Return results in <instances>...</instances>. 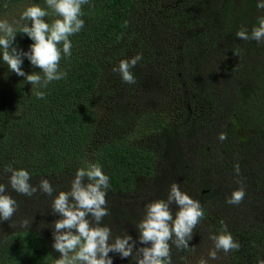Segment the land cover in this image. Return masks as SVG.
I'll list each match as a JSON object with an SVG mask.
<instances>
[{"label": "trees", "instance_id": "16d2710c", "mask_svg": "<svg viewBox=\"0 0 264 264\" xmlns=\"http://www.w3.org/2000/svg\"><path fill=\"white\" fill-rule=\"evenodd\" d=\"M259 2L90 0L82 6L83 29L69 38L71 56L62 53L60 70L67 76L47 88L10 72L0 49V177L11 176V165L27 170L33 186L48 179L54 188L51 197L41 191L27 197L5 180L18 209L10 221L0 222V264H55L61 257L51 239L55 221L31 206L50 210L77 164L92 163L110 178L109 215L102 226L112 229L113 238L130 235L135 241L132 258L109 253L113 264H135L136 250L151 246L140 242L136 224L147 204L167 200L173 182L200 202L205 216L188 249L170 244L172 264H184L200 226L210 237L221 232V221L241 244V261L264 259V42L236 35L242 27L250 34L258 26L264 16ZM24 5L52 11L46 0H0V18ZM58 18L53 13L44 19L51 24ZM24 23L31 26L19 18L14 26L15 46L27 52L34 41L20 31ZM138 53L142 59L131 69L137 82L127 84L112 69ZM22 69L40 71L27 58ZM97 105L113 109L109 120L97 118ZM133 125L136 131L127 135ZM109 136L116 139L107 141ZM241 186L243 202L228 204ZM170 208L174 216L179 211L177 205ZM25 219L31 227H15Z\"/></svg>", "mask_w": 264, "mask_h": 264}, {"label": "clouds", "instance_id": "9594fccd", "mask_svg": "<svg viewBox=\"0 0 264 264\" xmlns=\"http://www.w3.org/2000/svg\"><path fill=\"white\" fill-rule=\"evenodd\" d=\"M89 2L90 0H46L47 7L60 17L51 24L44 19L49 15L47 10L39 5L27 7L21 20L30 21L31 26L24 23L20 27V31L34 41L27 52L18 51L15 46L17 29L6 20L0 21L2 61L9 71L25 77L32 86L42 88H47L54 80L66 78L67 72L60 70L62 53L65 57L71 56L72 42L69 38L83 29L85 21L81 18L82 6ZM256 7L264 11V0H260ZM236 35L241 40L264 42V16L258 18V26L250 34L242 27ZM61 44L62 49L58 47ZM25 58L33 68H39L40 71L26 74L22 69ZM141 59L142 54L138 53L128 60H121L119 66L112 71L119 72L123 82L135 84L137 81L131 69ZM34 94L38 99H44L46 95L43 91H35ZM218 139L223 142L227 139V134L220 133ZM6 171L11 173L9 185L15 192L27 197L34 196L37 191L53 196L54 188L48 179H42L38 186H33L27 170L9 165ZM240 171L237 163L234 165V172L238 177ZM85 178L89 181L87 184L84 183ZM109 180L101 166L92 163L87 168L77 169L69 191H61L54 197L51 209L61 216L53 224V248L61 253V258L55 259V264H113L110 252L119 253L121 258L133 257V238L130 235L113 238L112 229L102 226L103 218L109 215L106 199ZM237 183L242 185L243 181L237 180ZM6 188V185L0 184V222L10 221L18 209L17 201L6 194ZM245 195L246 191L241 186L232 192L226 202L239 205ZM173 203L179 206L175 216L170 208ZM204 216L200 202L173 182L167 200L160 199L147 204L144 218L136 224L140 242L151 246L136 250L135 264H172L170 244H174L177 249H188L193 231ZM221 225V232L209 237L214 242V248L209 251V258L212 260L217 259L221 251L227 254L241 248V244L228 232L224 221H221ZM22 226L29 227L30 222L24 220ZM199 264H208V261L202 258ZM257 264H264V259H258Z\"/></svg>", "mask_w": 264, "mask_h": 264}, {"label": "rangeland", "instance_id": "374dc122", "mask_svg": "<svg viewBox=\"0 0 264 264\" xmlns=\"http://www.w3.org/2000/svg\"><path fill=\"white\" fill-rule=\"evenodd\" d=\"M32 6V5H24L22 7H20V9L16 10L13 9L11 11H9L8 13H6L3 17L0 18V21L6 20L9 24L13 25V27L16 25L18 18L21 19L22 13L26 10L27 7ZM49 12V11H48ZM53 11H50L49 14H53ZM96 112H97V118L101 117L102 119H107L109 120L110 118V113L109 112H113V109H107L106 107H103L101 105H97L96 106ZM136 131V126H132L127 130V135H130L132 133H134ZM123 131H119V133H121ZM138 134L140 135V129ZM120 135H123V133H121ZM110 139L115 140L116 137L115 136H109L107 138V141H109ZM89 156V155H88ZM90 157V156H89ZM91 158V157H90ZM78 166H80L79 168H81L80 164H77ZM76 166V165H75ZM3 177H7L6 175H3ZM166 178H171V175H167L165 174ZM2 177H0V184H4L5 180ZM74 179V177H73ZM71 179V180H73ZM71 188V184H69L67 186V189L65 191H69ZM125 201H127V199H124ZM172 205H176V204H172ZM31 206V205H30ZM178 206V205H177ZM31 210L32 212L36 213L37 215L41 216L43 219H45V217H53L54 221L61 219V216L59 213H53V211L51 210H38L35 209L34 207L31 206ZM175 211V210H174ZM176 212V211H175ZM28 220V219H25ZM30 222V226L31 227V221ZM102 223H104L102 221ZM37 226V225H36ZM15 227H17L18 229H22L25 228L22 226L21 221H18L17 224H15ZM37 228L39 230H43L45 229V226H42L43 229L40 228V225L37 226ZM195 230L193 231V236H195ZM205 232V228H203L202 226H200V237L199 239L196 240V243L193 241L191 242L190 245V250L188 251V253L186 254V258L184 260V264H199V261L203 258L205 260L208 261V264H245L246 261H241L240 258L243 257L244 253H238L237 251H231L227 254L223 253L222 251L218 253V258L215 260H212L209 258V251L212 250L214 248V242L208 237L209 235H202L201 233ZM197 234V233H196ZM212 234H216V233H212ZM52 239V243L54 244V239L53 237ZM59 253V252H58ZM61 254V253H60ZM61 258V257H60ZM241 261V262H240Z\"/></svg>", "mask_w": 264, "mask_h": 264}]
</instances>
